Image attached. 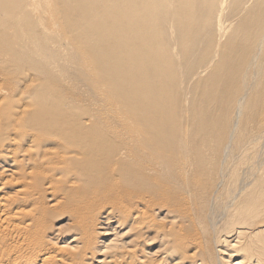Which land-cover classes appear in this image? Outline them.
<instances>
[{"label": "bare ground", "instance_id": "1", "mask_svg": "<svg viewBox=\"0 0 264 264\" xmlns=\"http://www.w3.org/2000/svg\"><path fill=\"white\" fill-rule=\"evenodd\" d=\"M47 14L60 17V25L78 45L77 51L70 50L64 39L54 40L53 27L45 24ZM0 45L3 59L8 58L6 53H12L14 59L24 57L25 52L28 56L36 53L44 66L62 59L72 69L85 61L94 71V82L110 93V102L116 99L126 113L135 116L137 125L126 130L129 145L124 144L107 157L89 152L81 157L83 149L79 144L74 148L75 143L70 146L66 142L64 154L51 150L63 155L59 160L62 164L57 163L60 157L54 153L56 163L51 153L46 160V164L51 160L52 165H61L64 176L75 177L80 183H68L65 189L70 195L55 198L53 194L49 197L51 203L64 198L69 203L68 199L72 204L69 207L74 206L77 214L84 208H88L86 213L91 207L100 208H91L99 216L90 212L89 222L98 225V234L107 235L100 242L104 244L99 249L101 253L110 254L112 259L133 257L129 258L132 264H264V0H0ZM13 64L8 66L16 65ZM43 83H27L29 97L35 95L38 99L33 98L34 105L27 101L30 107L36 105V109L27 111L35 116L29 115L24 124L22 118L18 123L22 124L20 132L29 138L43 123L49 136L69 137L64 127L72 118L63 113L75 112L71 109L73 102L65 98L64 86L62 90L57 88L61 96L54 93V85ZM87 87L92 88L90 84ZM26 93L21 99L31 100ZM145 96L148 103H144ZM153 97L159 100L153 103ZM151 110L155 112L149 117ZM7 113L0 116V125L12 126L13 121L17 124L18 120ZM78 120H72L70 125ZM94 129L102 132V137L110 134ZM94 129L91 130L95 132ZM4 136L11 140L7 134ZM107 137L102 141L111 136ZM69 139L60 142L65 144ZM0 155V169L15 172L16 153L9 150ZM106 190H113L114 197L107 194L112 203L101 205L99 200L106 201ZM123 204L125 208L121 209ZM124 218L130 220V224L126 220L128 227ZM82 222L73 223L81 228ZM90 224L86 221V226ZM123 234H129L128 241L112 245ZM83 237L76 235L71 245L77 246ZM87 240L85 245L81 243L87 244L90 251L93 241ZM140 243L156 247L141 248L140 254ZM31 247L26 249L28 254L33 252ZM11 248L5 249V255L13 253L21 259L24 253H15ZM126 248L128 253L122 250ZM47 250L40 258L39 251L30 258L36 264L53 262L54 253ZM63 255L60 259L56 254L60 264L74 260L67 262Z\"/></svg>", "mask_w": 264, "mask_h": 264}, {"label": "rangeland", "instance_id": "2", "mask_svg": "<svg viewBox=\"0 0 264 264\" xmlns=\"http://www.w3.org/2000/svg\"><path fill=\"white\" fill-rule=\"evenodd\" d=\"M56 16H57V18H56ZM53 18L54 19L56 18V19L54 20ZM59 18L60 17L58 15H56V14H53V15L52 14L51 15L47 14V17H45V20H46L45 24H49L50 23L51 26L53 27V31H52L53 34L52 35L55 36L54 40H56V39L63 40L64 39L63 41H67V43L70 45V47H71L70 50H72V49L74 50L75 49L74 51H77L79 49L78 45L72 43V41L70 39V36L62 29V27L60 25L61 23H60ZM43 22H44V20H43ZM49 36H50V38H52L51 35H49ZM0 46H2V45H0ZM0 54H1V52H0ZM2 55H0L1 56V62H2V65H0V88L2 87L0 89V95L1 94L3 95V99H2V96H0L1 97L0 98V107H1L0 108V116L4 115L5 113H7V109L9 107H11V108L15 107L14 109H16V110H13V108H12V110H11V108L9 109V112L7 113L8 117L11 115L10 114V110H11V113L14 111L12 114L15 115V113H16L15 117L12 116V115H11V117H13L14 119L18 120L17 124L22 122L21 121L22 118L26 119L25 122H24V119H23V123L22 124H24L26 122L28 123L29 115L33 116L34 114L32 112L31 113H27V111L29 112V110H32V108L36 109L35 108L36 105L32 106V104L34 102H31V101L34 100V99L35 100L38 99V96L34 97L35 96L34 94H37V91L34 92V94H33L34 96H30L29 97V84L31 82H38V83H43L44 82L47 85L50 84V86L54 85L51 88L54 90V93L56 95L59 94V95L62 96V94H60V93L57 94V90L59 89L58 86H60V89L64 86L63 87L64 90H62V89L61 90L63 92H65L64 93V94H66L65 98L67 100H70L71 103L73 102L72 103L73 107L71 109H72V111H75V112L74 113H72L71 111L64 112L63 116H66L67 118H72V119H70L71 121L75 120V119L78 120L79 117L82 116L81 119L84 118V120L82 121V120L79 119L78 120L79 123H78V121H76L77 123H73L72 122L71 125H73V126L70 125V122H71L70 121L69 124H67L66 127H64V128H66L65 129L66 131L64 133L66 135L69 134V137L67 136L66 138H68V139L71 138V137L73 138V136L75 135V137L73 138L75 140V142L71 138L72 140L71 139H69V140L71 142L73 141V143H69V140L68 141L65 140V144L62 143L64 141H62V142H60V141L63 140V139H66V138H62V137H61V139L58 138V137H60V135L59 136L58 135L55 136V134H54L55 132L51 133V134H54V136L51 135L53 137L52 138L51 136H49L50 132H49V134L44 132L45 128H43V127L45 126V124H43V123H40V127L41 128L37 129V132L34 133V136L29 135V136H31L29 138H28V134H23L24 135L23 136L22 133L20 132L22 130V129H20V127H22L21 126L22 124L21 125L18 124L19 125L18 126L16 124V122L13 121L12 123L14 124V122H15L16 126H13V124H12V126L11 125H6V124L5 125H0V132L2 133V135H0V154H2V153L5 154V152H8L9 150H12L13 152L16 153V158H15L16 166L14 164L15 168L13 167V171H15V172H13L11 170L10 172H13V173H9V172L4 171V169H0V206H2V207H0V211L2 210L1 211L2 213L0 212V255H1L0 264H20V263L21 264H24V263L25 264H36L31 258H33L35 255H37L39 252H40L39 253L40 255L38 254L37 256L39 258L42 257V255L44 254L43 252H45L47 249H48L47 251L51 250V252L54 253V257L56 258V259L52 258L53 262L56 261L54 264H60L59 262H60V259H61L62 255H63V253H64L63 256H65V255L67 256V262H69L72 259H74L71 262H69L68 264H132L133 260L130 259V261H129V258H133V257H127L126 256V258H124L123 260L119 259V258H117V259L113 258L112 259L111 257H109L110 254L101 253L99 251V249L104 245V244H102L100 242L101 241H105L107 239V235L105 236L104 234H98L97 233L98 230H99L98 225H95V223L94 224L93 223L90 224L92 221L89 222V217H90L91 213H92L93 216H94V214H95V216H99V213L98 212H96V213L92 212L91 208L93 209V211L95 210V208H96V211H98L100 208L91 207V208H89L88 213H86L87 212L86 209H88V208L85 209L83 207L84 209H82L81 213L77 214V212L74 210V206H72V207L70 206L69 207V205L71 204L70 200L67 199V202H69L70 204L66 203V201H64L65 198L61 202L54 204V202L51 203L52 201H51V198L49 199V197H53L55 195L54 197L58 198V196L61 197V195L63 196L64 194L66 196L64 195L63 197H67L70 194H69V191L66 192V189H65L66 185L68 183H72V182H77L76 184H80L78 179H76L75 177L73 178L71 176L72 177L71 178V177H68V176H64L62 171L59 169V167L61 165L60 166L58 164L54 165V163L52 165V162L56 163V161H59V160L62 161L61 158H63V155H60V154L61 153L64 154L66 152V150H67L66 148H67L68 144L71 146V145H73L75 143L73 145L74 148H78V147H75V146H78L77 144H79V147H81L83 149V150H81V152H83V153L79 155L81 157H83L88 152L89 153H96L97 156H99V158L107 157V156L113 154L117 149L120 150V148L124 144L127 145V146L129 145L128 133H127L126 130L128 129V127H132V126H136L137 125V123L133 120L135 116L126 113L124 111V109L118 105L116 99H112L111 100L112 102H110V98H111V96H109L110 93L108 91H106V90H102V86L100 84H97V83L94 82V80H95L94 71H92V68H89V66L85 65V61H83V62L81 61L80 62L78 69H76V68L72 69L70 66H66L65 63H63V61H61L62 59L59 60L60 61L59 63L57 61L55 63H52L50 66H44L43 65V64H45L44 61L43 60L40 61L39 58L37 57L36 53L31 55V56H28L26 54V52H25V56L24 57L23 56L20 57L21 59L20 58L14 59V55L12 53H6V56L8 55L7 57L11 59L10 60V59L7 58L10 61H7L6 58L3 59V57H5V55L4 56H2ZM79 56L83 60L82 56L81 55H79ZM6 61H7V63L4 64V62H6ZM8 62H11V64L10 63L8 64ZM12 63H14L16 65L13 64L14 67L13 66L12 67L8 66V65H12ZM38 63H40L39 64L40 67L37 66ZM53 64H55V65H53ZM41 66H42V68H41ZM64 67H65V69H64ZM30 68H33V69L31 70ZM42 71L45 72V73H43ZM35 72H36L37 80L38 79H41V80L37 81L36 79H34V78H36V76H33V75H35ZM55 74H58V75L55 76ZM60 74H61V76L59 77ZM25 76L26 77L29 76V77L26 78ZM14 77H16V78L18 77L19 79L17 80ZM31 77H32V79H31ZM23 78H25V79L23 80ZM53 78H54V81H53ZM30 80H32V81H30ZM27 83H29V84H27ZM88 84H90L92 86V88L87 87ZM74 85H76V86H74ZM61 90H59V92L62 93ZM17 91L18 92L19 91L22 92V94H20L21 97L22 96L26 97L24 92L27 91L28 97L31 100H27V98L23 99L24 97L21 99V97L19 96V93H17ZM3 92H5V93L3 94ZM18 97H19V101H18ZM9 98H10L11 101L9 100ZM4 99L6 100L5 102L7 104L4 102L6 105L3 104ZM24 100H26V101H24ZM85 100H87V101H85ZM157 100H159V99H157L156 97H153V103L155 101H157ZM27 101L32 103L31 107H30V103H28ZM16 102H17V104H16ZM24 102L29 104V106H27V104H25ZM9 103H10V105L11 104L12 105L8 106ZM18 103L21 106L23 105L22 106L23 108L20 105L18 106ZM144 103H148V96L144 97ZM86 104H87V106H86ZM25 105L27 107H30V108L27 109V107ZM17 106L20 107L19 110H18ZM111 106L115 110H112ZM66 110H69V109H66ZM91 111H93V113ZM153 112H155V110L149 111V117L152 116ZM24 114H27V115L25 116ZM17 117L21 118L20 122H19V118H17ZM138 119L141 122H143L141 117H139ZM85 121H86V123H84ZM77 124H79V125L76 127ZM41 125H43V127ZM68 125H69V127H68ZM15 127H16L17 130L15 129ZM94 128H97L98 131H99V129L100 130L102 129L104 134L105 133H110L108 135L107 134L106 135L103 134L104 137H106V136H108L107 138H109L110 136L111 137L109 139L106 138L107 139L106 141H102V140H105L104 137H102V134H101L102 132L99 131V132H101L99 134V133H97V131ZM106 128H107V130H106ZM61 129H63V128H61ZM91 129H94L95 132L92 131ZM15 131H16V133H15ZM63 131H64V129H63ZM5 134H7L9 137H11V140H6V137L4 136ZM15 134H18V135H15ZM41 134H43V136L44 135L48 136L47 138L50 137L51 139H49V140L47 138H46L47 140L43 139L44 137L43 136L41 137ZM46 134H48V135H46ZM25 135H27V136L25 137ZM13 136H14V138H13ZM111 138H113V141H110V140H112ZM26 139H28V140H26ZM1 140H3V141H1ZM38 140H39V143L41 145L38 144ZM55 140H57V141H55ZM115 140H117V141H115ZM16 141L17 142L19 141V142L17 143ZM49 141H51L52 143L49 142ZM66 142L68 144H66ZM11 143H12V145H11ZM54 143L56 145H54ZM58 143H59V145H58ZM112 143H114V144H112ZM118 144H120V145H118ZM30 145H32V147ZM116 145H118V146L116 147ZM38 146H40V148ZM65 146H66V148H65ZM46 147L47 148L49 147L50 150L48 151ZM36 148L37 149L39 148V150H37ZM63 148H65V151H62V150H64ZM33 149H35V150H33ZM45 149L49 153L45 152ZM54 149H55V151L57 150L56 152L59 151L60 154L56 153L55 151L54 152L51 151V150H54ZM15 150L16 151L18 150L19 152L18 151L16 152ZM42 150L44 151V154L42 153ZM75 151H79V150L75 149ZM37 153H39V154H37ZM45 153H46V156H45ZM50 153H51V155H49ZM52 153L57 155V158L58 157H60V158L57 159L56 156H54ZM19 154H20V156H19ZM40 154H41V156H40ZM23 155L25 157H23ZM42 155L44 157H42ZM48 155L51 156V157L53 155V157L51 158ZM50 158L53 161L51 162V160H49L50 162L47 161V162H49V164L48 163L46 164V160L50 159ZM54 158H56L57 160L55 161ZM16 159L18 160L19 163L17 162ZM20 159H21V161H20ZM40 159H41V161H40ZM43 159H45V160H43ZM38 161H39V163H37ZM60 161L57 162V163H59V164L61 163L62 164V162H60ZM80 161L82 162L83 160H80ZM97 163L100 165L102 162H97ZM30 164H38L39 166L38 165H30ZM49 165H51V167ZM55 166L58 167L59 171L56 169ZM52 167H53V171H51ZM23 169L25 171H23ZM3 171L5 173H3ZM6 173H8V174H6ZM35 174H36V176H35ZM39 178H41V179H39ZM47 185H48L49 188L47 187ZM37 189H38L39 192L36 191ZM47 191H50V192H47ZM110 191L111 190H109V193H108L107 190H106L105 196L108 194L109 196L111 195V197H114L113 194H112L114 191L113 190L111 192ZM116 193H117V191H116ZM108 195L106 196L107 197L106 201L105 200H99L101 202V205H104L105 203L110 202V201L112 203V198L109 197ZM105 196H103L101 198L104 199ZM97 198H100V197H97ZM109 199H111V200H109ZM107 200H109V201H107ZM79 204H81V203H79ZM5 205H6V207H5ZM123 206H119V207H121V209L125 208L124 204H123ZM6 208H7V211H6ZM3 209L5 211H3ZM117 209H119V208H117ZM121 209H119V210H121ZM99 212H101V211H99ZM125 212L123 214L124 217L126 216ZM74 213H75V215H74ZM126 213H128V211ZM25 215H26V217H25ZM33 215H34V217H33ZM76 216L77 217L79 216L78 217L79 219H77V220H80V222H82L84 220V222H82V224L84 223L85 226L84 225L82 226V224H81V226L83 228H85V229H83L82 227H81L82 228L81 229L79 225H78V227H77V225H75V223L77 221V220H75ZM26 218H27V220H26ZM81 218H83V219H81ZM73 220L75 221V223H73L74 222ZM126 220L129 221L127 223L130 224V220L128 218H126L123 221H125V223H126ZM86 221H87V224H90L91 226H89V225L86 226ZM28 223H30V224H28ZM125 223H124V225L126 227H128L129 224L126 223L127 224L126 225ZM164 224L166 225V227L168 226L167 225L168 223H164ZM23 225H24V227H23ZM41 226H42V228H41ZM125 226H124V228H126ZM188 227H187V231H189ZM25 228H28V229H25ZM38 228L41 229V230H38ZM42 230L44 231V233L40 232ZM27 232L30 233L29 234L30 236H27L28 235ZM93 232H95V233H93ZM190 232H193V231H190ZM78 234H79L80 237L84 236L83 238H85V239H82V240L80 239L81 241L78 240L79 241V244H78L79 246L78 245L77 246H72V245H75V243L71 245L70 242H72V239L76 235H77V237H79ZM124 234H126V233H124ZM20 235H21V237H20ZM1 236H2V238H1ZM128 236H129V234L122 236L121 238H119L121 240H119L117 242H114L112 245L120 246L121 244H123V241H126V242L128 241V238L130 237V236L129 237ZM4 238H6V239H4ZM29 238H30L31 241L29 240ZM86 238L91 240V243H92V241L94 243V244L90 243L91 244L90 246L91 247L93 246L90 251H89V248H88L87 244H86L87 247L84 246L85 242H86L85 240H87ZM94 238H96V239H94ZM26 240L28 241V243H27ZM81 242H83L84 245ZM124 244H125V242H124ZM35 245H36V247H35ZM20 246H21V251H20ZM31 246H33L34 248L31 247ZM11 247L12 248L14 247L13 249H14L15 253L16 252L17 253L20 252L21 254L24 253L26 255L25 256H24V254L21 255V257H22L21 259L18 258V256L16 258V256L13 253L10 254L9 256L5 255V253H4L5 249L7 250V248L10 249ZM16 247H18V248H16ZM29 247H31L30 249H32L33 252L32 253L29 252V254H28L29 250L26 251V249L29 248ZM73 247H75V248H73ZM139 247H138V249L140 251L138 253L141 254L143 252L142 250L154 248V247H156V244H153L151 246H146V245H144V243L143 244L140 243ZM12 248H11V250H13ZM128 248L122 249V250L125 253H128L129 252ZM141 248H142V250H141ZM52 249L55 250L56 252H53ZM60 250H61V252H60ZM24 251H26V252H24ZM36 251L37 252L39 251V252L37 253ZM58 251H59V253H58ZM7 254H9V253H7ZM56 254H57V257L60 258V259H58L56 257ZM59 254H61V255H59ZM73 257H75V258H73ZM103 259H105V260H103ZM47 261H49V260H47ZM115 261H117V262H115ZM53 262L49 261L48 263L53 264ZM48 263L46 262L45 264H48ZM169 263L170 262H168L167 264H169Z\"/></svg>", "mask_w": 264, "mask_h": 264}]
</instances>
